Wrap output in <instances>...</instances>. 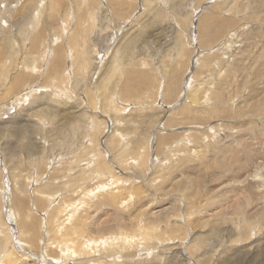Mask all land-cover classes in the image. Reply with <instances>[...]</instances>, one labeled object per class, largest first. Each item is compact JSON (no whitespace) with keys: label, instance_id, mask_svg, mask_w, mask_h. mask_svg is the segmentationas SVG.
Returning a JSON list of instances; mask_svg holds the SVG:
<instances>
[{"label":"rangeland","instance_id":"1","mask_svg":"<svg viewBox=\"0 0 264 264\" xmlns=\"http://www.w3.org/2000/svg\"><path fill=\"white\" fill-rule=\"evenodd\" d=\"M259 136L264 0H0V264H264Z\"/></svg>","mask_w":264,"mask_h":264},{"label":"bare ground","instance_id":"2","mask_svg":"<svg viewBox=\"0 0 264 264\" xmlns=\"http://www.w3.org/2000/svg\"><path fill=\"white\" fill-rule=\"evenodd\" d=\"M209 7V6H208ZM210 8V7H209ZM205 9V8H204ZM194 21V20H193ZM231 55V54H230ZM259 57H262V56H260L259 55ZM185 89V88H184ZM190 89V88H189ZM31 92H32V90H30ZM35 91V90H34ZM187 91H188V89H187ZM189 92V91H188ZM194 92V91H193ZM192 93V92H191ZM190 93V94H191ZM196 93V92H195ZM31 95V94H30ZM189 97V96H188ZM185 100V99H184ZM116 107V106H115ZM114 107V108H115ZM117 110V109H116ZM119 110V109H118ZM169 129V128H168ZM246 143V142H245ZM250 144H254L255 145V148L253 149V146H251L252 147V150L251 151H253V154H252V157H251V159H250V161H247V165H248V163L250 162H252L253 163V158L254 157H258V159H260L261 157L259 156V154H260V151L262 150V149H264V138L262 137H255L254 139H253V143H251V142H249ZM245 146V145H244ZM248 150V149H247ZM259 152V153H258ZM156 154V153H155ZM247 156V155H246ZM139 157V156H138ZM246 158V157H245ZM246 161V160H245ZM249 163V164H250ZM246 164V163H245ZM245 164H243V165H245ZM257 168L255 169V174L254 175H251L252 177L251 178H253V180L255 181L254 183H256L257 184V189L258 188H260L261 189V187H263L264 188V176L261 174L262 173V171H264V163H259L257 166H256ZM252 173V172H251ZM113 177V176H112ZM247 176H245L244 178H246ZM248 178V177H247ZM247 178L246 179H242V180H238L240 183H243L244 181H246L247 180ZM114 179V178H113ZM112 180V179H111ZM238 184V183H237ZM243 184H246V183H243ZM255 185V184H254ZM239 186V185H238ZM242 186V185H241ZM243 187V189L244 188H247V187H245L244 185L242 186ZM235 188V187H234ZM248 188H250L249 186H248ZM264 192V191H263ZM263 194V193H262ZM264 195V194H263ZM64 204V203H63ZM256 206V205H255ZM69 207V206H68ZM260 207V206H259ZM60 208V207H59ZM260 209V208H259ZM55 210H57V209H55ZM60 211H64V210H62V209H59ZM68 210V209H67ZM11 211V210H10ZM54 215V214H53ZM152 228V227H151ZM149 229V228H148ZM4 230V229H3ZM145 233V232H144ZM6 235V234H5ZM144 235H146V234H144ZM128 236V235H127ZM126 236V237H127ZM131 236H132V234H131ZM134 237V236H133ZM68 238H70V237H68ZM116 238V237H115ZM123 238V237H122ZM129 238V237H128ZM131 239H133L132 237H131ZM20 241V240H19ZM131 241V240H130ZM69 242V241H68ZM124 242V241H123ZM122 242V243H123ZM22 243V242H21ZM46 243H48V242H46ZM51 243V242H50ZM70 243V242H69ZM23 244V243H22ZM124 244V243H123ZM122 244V245H123ZM129 245V244H128ZM130 245H131V243H130ZM6 246V245H5ZM121 246V245H120ZM124 246V245H123ZM5 250H6V248H5ZM72 250H73V247L69 244V247L67 248V252H66V254L65 255H69L71 252H72ZM79 252H81V249L79 250ZM78 252V253H79ZM9 253L10 252H8L7 253V257L9 256ZM6 255V254H5ZM11 255V254H10ZM3 258V257H2ZM1 258V260L0 261H3V262H6V261H4V259H2ZM9 260H10V258H9ZM8 261V260H7ZM12 262V261H11Z\"/></svg>","mask_w":264,"mask_h":264}]
</instances>
